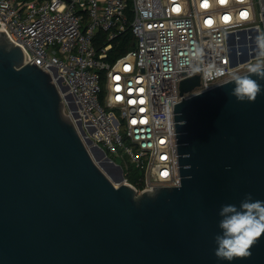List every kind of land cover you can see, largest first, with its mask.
Wrapping results in <instances>:
<instances>
[{
    "label": "water",
    "instance_id": "water-1",
    "mask_svg": "<svg viewBox=\"0 0 264 264\" xmlns=\"http://www.w3.org/2000/svg\"><path fill=\"white\" fill-rule=\"evenodd\" d=\"M245 33L227 35L231 67L257 54ZM24 58L0 30V264H264V235L249 258L214 255L221 206L264 201V91L239 102L228 79L174 103L180 184L139 191L65 112L62 79Z\"/></svg>",
    "mask_w": 264,
    "mask_h": 264
},
{
    "label": "built area",
    "instance_id": "built-area-1",
    "mask_svg": "<svg viewBox=\"0 0 264 264\" xmlns=\"http://www.w3.org/2000/svg\"><path fill=\"white\" fill-rule=\"evenodd\" d=\"M127 29L134 46L110 62L112 41ZM0 30L23 49L25 63L56 84L62 79L76 105L70 109L61 92L68 114L111 158L135 166L142 188L124 181L141 191L180 184L173 104L256 63L255 56L231 67L227 35L245 30L241 44H254L264 33V0H0ZM98 31L106 35L101 44ZM210 65L222 71L205 79ZM194 75L200 85L181 95V80Z\"/></svg>",
    "mask_w": 264,
    "mask_h": 264
},
{
    "label": "clouds",
    "instance_id": "clouds-1",
    "mask_svg": "<svg viewBox=\"0 0 264 264\" xmlns=\"http://www.w3.org/2000/svg\"><path fill=\"white\" fill-rule=\"evenodd\" d=\"M255 46L256 63L248 66V74L233 73L231 75L230 82L234 83V88L229 95L239 102H255L258 95L264 91V87L258 83V80H264V33H259L255 37ZM195 70L201 71L200 68ZM221 71L214 65H210L203 70V76L205 79L214 78ZM253 75L258 79H253ZM180 123L183 124L184 121ZM219 215L221 234L215 237L217 247L214 255L220 260L227 261L251 257V248L264 235V201L252 200L249 194L241 201L239 207L234 204L222 205Z\"/></svg>",
    "mask_w": 264,
    "mask_h": 264
},
{
    "label": "trees",
    "instance_id": "trees-1",
    "mask_svg": "<svg viewBox=\"0 0 264 264\" xmlns=\"http://www.w3.org/2000/svg\"><path fill=\"white\" fill-rule=\"evenodd\" d=\"M106 35L103 31H98L95 43L101 44L102 42H105ZM135 44V36L133 35L132 31L130 29H127L125 32L121 33L118 37H116L112 41V47L108 51V60L110 62H114L120 55L124 54L126 51H128L130 48H132ZM101 80L102 83H104L105 79V71H101ZM104 92L103 90L101 94V101L104 100ZM129 167L128 170H125V177L128 179L129 182L133 183L137 188H142V183L137 181V177L140 174V172L135 168L133 164L128 162Z\"/></svg>",
    "mask_w": 264,
    "mask_h": 264
},
{
    "label": "rangeland",
    "instance_id": "rangeland-1",
    "mask_svg": "<svg viewBox=\"0 0 264 264\" xmlns=\"http://www.w3.org/2000/svg\"><path fill=\"white\" fill-rule=\"evenodd\" d=\"M113 114H114V119L116 118V116L118 115V111L117 109H113ZM65 112L68 114L69 111L68 109L65 107ZM112 159L118 163L121 164L123 166L124 169L128 170L129 164L125 161V158L123 156H118L117 158L112 157Z\"/></svg>",
    "mask_w": 264,
    "mask_h": 264
},
{
    "label": "snow or ice",
    "instance_id": "snow-or-ice-1",
    "mask_svg": "<svg viewBox=\"0 0 264 264\" xmlns=\"http://www.w3.org/2000/svg\"><path fill=\"white\" fill-rule=\"evenodd\" d=\"M227 19V18H226Z\"/></svg>",
    "mask_w": 264,
    "mask_h": 264
}]
</instances>
